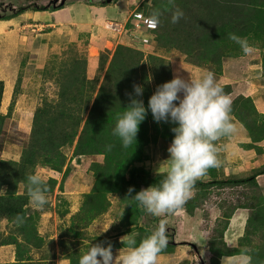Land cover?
<instances>
[{
	"label": "trees",
	"instance_id": "1",
	"mask_svg": "<svg viewBox=\"0 0 264 264\" xmlns=\"http://www.w3.org/2000/svg\"><path fill=\"white\" fill-rule=\"evenodd\" d=\"M57 1L0 0V20H9L27 10L53 12L62 8L63 4ZM100 3L105 5L107 0ZM141 7L148 8V16L155 9L161 11V23L152 33L160 55L156 51L144 58L143 53L133 47L129 34L125 33L127 43L118 44L111 55L107 50L99 53L93 78L87 77L86 58L76 51L75 44L68 45L62 55H54L51 66L46 65L42 69L44 76L57 88L55 98L43 99L34 108L30 132L19 159H0V188L7 192V196L0 197V223L5 220L11 228L6 234L0 231V247H14V261L10 264H55L53 255L52 258H32L31 251L41 248L43 239L37 232L39 213L29 206L24 183L37 167L62 172L66 161L63 150L72 149V156L95 155L101 158L100 162L90 164L94 178L92 187L83 195L79 209L71 216L69 230L63 232L64 236L71 235L74 239L80 238V231L108 210V195L126 191L129 198L130 187L134 190L132 195H135L150 185H158L164 178L146 164L147 148L150 143L156 144L158 141L171 144L174 137L171 129L176 125L156 123L148 111L139 125L136 147L133 144L128 149L121 148L119 139L111 135V130L117 115L129 103L130 97L126 94L134 96V84L143 86V95L136 98L142 99L147 109L148 99L157 86L172 79L167 58L174 56L220 75L223 57L236 58L243 54L241 47L229 38L230 34H236L247 38L249 43H260L264 73V0H173L172 3L169 0H143L140 10ZM176 8L183 10L184 16L173 24L171 16ZM238 72L234 71L233 75L239 76ZM222 88L226 94L232 92L230 85ZM3 90L4 83L0 80V103ZM232 102V119L244 129L248 139L240 146L245 150H254L261 165L252 167L251 174L242 176H235L237 169L225 173L226 167L221 172L210 168L206 174L209 180L200 178L194 186L192 197L182 207L191 215L214 190L248 189L249 192L243 193L242 201L228 203L226 198L218 199L224 211L206 244L210 254L208 263L221 264L223 257H232L248 249L253 257L252 264H264V196L258 183V178L264 176V157H261V154L264 156V146L260 148L258 145L264 140V113L256 109L249 96L236 95ZM13 104L12 99L7 113L0 112V151L5 121L11 115ZM107 145H111L110 151L106 150ZM165 159L162 162L166 164ZM67 173L65 169L64 176ZM46 183L48 194H51L57 181L51 177ZM59 187H62V183ZM62 200L65 206L67 202ZM137 205L138 202L136 205L129 204L121 218L119 227L122 231L119 234L122 240L134 235L139 243L151 234L148 227H137L136 215L140 206ZM237 209L247 210V215L236 245L228 247L223 236ZM56 212L62 217L68 210L67 207H57ZM17 217H21L22 221ZM136 228L138 233H133L137 231ZM167 237L168 247L160 255L171 254L176 244H184L176 243L171 234H167ZM102 242L105 239L99 238L96 244ZM109 242L112 249L124 248L121 240ZM60 244L63 258L69 264H78L80 256L89 247L80 250L76 241H71L70 246H65L63 241ZM193 247L197 249L196 245ZM196 254L199 255V252ZM185 264L194 263L189 261ZM199 264H206L204 258H200Z\"/></svg>",
	"mask_w": 264,
	"mask_h": 264
},
{
	"label": "rangeland",
	"instance_id": "2",
	"mask_svg": "<svg viewBox=\"0 0 264 264\" xmlns=\"http://www.w3.org/2000/svg\"><path fill=\"white\" fill-rule=\"evenodd\" d=\"M93 1L97 3L102 0ZM21 2L22 1L19 3ZM24 13L9 20H0V80L4 83L0 112L6 114L12 99L14 102L11 115L7 118L4 125L2 138L3 147L0 151V159H19L30 132L34 108L39 105L43 99L55 98L57 92L54 82L48 80L44 76L42 69L46 65L51 66L50 61H52V57L54 55H62L63 51L68 49L67 45L71 44V41H65L64 45L60 44L63 38L59 37V39L53 40L50 44L48 52L43 59L32 60L28 50L25 48L26 44L25 46L23 44V41L28 39V36H31L32 33V28L27 26L33 23L30 18L32 14H30V12ZM82 14L88 15V10L86 13L82 12ZM117 27V25H111L113 30L111 31V28H108V30L119 35L120 26L119 28ZM117 35H112L113 37L108 36L106 39L113 40ZM114 42L112 44H114ZM112 44L107 42L106 47L108 48L105 49L109 50ZM249 44L252 46V51L250 53L243 52L241 55L242 58L228 59V57H223L225 61L222 67L225 71L229 68L239 70L238 73L240 75L234 76L235 82L232 80V74L228 75L226 72H224L223 75L216 74L215 77L219 84L228 83L232 85V92L229 95L231 99L239 94L249 95L256 109L264 113V73L261 68L262 47L260 43ZM101 46L102 44H100V47ZM81 54L84 55L87 61L86 53ZM87 54L90 56L97 54V52L95 48H89ZM95 68L96 66L94 68H89V72L86 68L88 78H93ZM183 74L189 76L184 71ZM235 124L237 127V132L235 134L221 138L215 142L217 156L221 161V166L216 169L218 172H221L222 169L226 167L225 173H227L228 170L237 169V171H234L238 172L235 176L249 175L252 173L251 168L259 167L261 161L254 150H245L240 146L242 143H247L248 139L244 129L238 123L235 122ZM217 142L218 145L216 144ZM258 145L262 148L264 146V140ZM169 146L170 144H166V142L158 141L156 144L150 143L147 148L148 159L146 164L152 168L154 173L160 174V176H165L169 167L168 160L166 164L162 162L166 160L165 158H169V153L167 151ZM220 147L222 148L220 149ZM63 151L66 156V161L62 172H55L48 168L41 167H37L35 170V173L39 172L42 174L46 181L51 177L55 178L57 181L53 192L48 194V203L43 209H35L29 203L32 211H37L39 213L37 219V232L43 239L42 247L38 250L31 251L32 258L36 260L39 258H52L54 256L55 264L68 263V260L62 263L63 259H60L63 254L60 241H63L65 246H70L71 241H76L79 244L78 248L82 250V248L88 246L90 239L94 241L96 237H102L107 242L114 241L115 239L118 241L119 238L121 240L123 238L119 234V231H122V228L120 229L119 227L121 218L124 217L125 210L129 204L136 205L134 199L129 200V198H127L126 191L110 194L108 195V210L80 231L81 238L74 239L71 235L64 236L63 232L69 230L68 227L71 225V216L79 209L83 195L92 187L94 178L90 171V164L93 161L100 162L101 158L95 155L72 156V149H65ZM261 157L264 156L261 154ZM65 169H67L68 172L66 176H64ZM222 175H225L224 172H222ZM209 178L208 175L201 177L204 181H208ZM60 183H62L61 188L59 187ZM258 183L261 193L264 196V176L258 178ZM18 192H21V188ZM246 192H249L246 188L238 190L233 189V191H230V189L220 191L214 190L206 200V204H204V202L200 207L196 208L191 215L186 212L184 207H181L167 215L153 216L146 213L141 206L137 205L139 206V213L136 215L137 227L146 226L152 232L159 223L163 221L166 226L167 234H171L176 243H184L179 245L176 244L171 254L159 255L157 264H185L189 261H193L194 264H199L200 258H204L205 263L209 264L210 254L208 253L206 244L209 240V236L213 234L212 231L214 226H216V223L220 220L221 213L224 211L222 202L218 199L220 198L222 200V198H226L228 203L229 201L231 203L236 200L242 201V197L245 195L243 193ZM62 198L67 202L65 206L61 202L63 201ZM227 205L228 204H226L225 207H227ZM57 207L61 209L67 207L68 212L60 217L56 212ZM246 215L247 210L245 209H237L234 211L223 236L228 247L236 245L237 237L244 227ZM114 221L116 222L113 223ZM9 226L7 221L3 220L0 223V231L4 234L10 232L11 228H9ZM94 228H98L99 230L94 231ZM136 230L137 231L133 233H138L137 228ZM102 231L104 232L100 234ZM89 235L94 236L89 238ZM111 236L112 238L110 239ZM114 236L116 237L113 238ZM194 245L197 246V249L193 247ZM197 250L199 255L196 254L198 253ZM120 255H122V253L117 252L114 257L117 256V260H119ZM12 260H14V247H0V264H10L13 262Z\"/></svg>",
	"mask_w": 264,
	"mask_h": 264
},
{
	"label": "clouds",
	"instance_id": "3",
	"mask_svg": "<svg viewBox=\"0 0 264 264\" xmlns=\"http://www.w3.org/2000/svg\"><path fill=\"white\" fill-rule=\"evenodd\" d=\"M74 1L77 0H58L57 3H62L63 7L67 2ZM115 1L117 0H107L105 5ZM172 2L173 0H169V3ZM97 3L101 4L100 1ZM140 11L138 8L130 14L128 24L108 22L109 25L106 24L105 28H111V25H117V28L120 26V34L128 33L133 47L142 52L145 58L147 53L141 51V48L155 41L152 33L161 23V11L155 9L149 16ZM183 16V10L176 8L172 13L171 23H178ZM133 34H137L136 39H133ZM229 38L238 44L243 52L252 51L247 38L236 34H230ZM143 39L146 41L143 42ZM143 91L142 85L134 84V96L126 94L130 97L129 103L123 107L124 111L117 115L111 135L119 139L122 149H128L133 144L136 147L139 125L145 120L148 111L151 112L154 122L176 125L171 129L174 137L167 149L169 167L164 178L158 185H150L135 195H132L134 190L131 187L128 189V197L138 202L146 213L153 216L167 215L181 208L192 197L196 182L206 175L210 168L221 166L215 142L237 132L232 119L233 102L217 83L215 73L210 69H205L201 76L195 79H185L175 74L170 81L157 86L148 99L147 109L143 100L136 98L141 97ZM106 150L110 151L111 145H107ZM24 190L33 208L43 209L48 203L49 189L45 177L39 172L27 176ZM5 196L6 190L0 188V197ZM17 219L22 221L21 217ZM98 230L94 228V231ZM93 236L89 235V238ZM99 238L102 237H96L94 241L90 239L88 250L80 256L78 264H157L159 255L168 247L167 230L163 221L139 243L134 235L121 239L124 248L112 249L111 243L107 241L96 244ZM117 252L122 253L119 260L117 256L114 257ZM62 256L60 259H63V263L67 259ZM252 259L250 251L244 249L235 256L223 257L221 264H252Z\"/></svg>",
	"mask_w": 264,
	"mask_h": 264
},
{
	"label": "crops",
	"instance_id": "4",
	"mask_svg": "<svg viewBox=\"0 0 264 264\" xmlns=\"http://www.w3.org/2000/svg\"><path fill=\"white\" fill-rule=\"evenodd\" d=\"M142 2L143 0H117L115 2H111L108 5H103L98 4L92 0H77L74 2H67L61 9L53 12H30V14H32V17L30 18L34 24L31 23L27 26H30L32 28L31 32L34 34L31 33V36H28V39L23 41V44L24 46L26 44L25 48L28 50L32 60L35 61L43 59L48 52L49 46L53 42V40L55 41L56 39H59V37H62L63 41L60 44L64 45L65 41H71V44H75L76 51L78 53H86L87 70L89 72V68H94L95 66L97 67L99 53L101 51L108 50L105 49L108 48L106 47L107 42L112 44L115 40L114 44H112L108 50L110 53L114 51L115 47L118 44L127 43L125 33L117 35L115 32H111L110 30L106 29V24L109 25L108 22H117L118 24L122 25L127 22L128 24L130 20V14L133 13V11H136L138 8L140 9V4ZM87 10L88 15H83L82 12L86 13ZM147 11V7H141L140 12H142L143 15H145ZM112 35H117V37H114L113 40L106 39L108 38V36ZM100 44H102L101 47ZM80 47L82 50L80 49ZM89 48H95L97 54L89 56V54H87ZM157 49L158 48L156 47V43L155 41H153L152 43H150V45L143 46L141 48V51L147 53V55L155 54L157 51L160 55L161 51ZM236 58H242V56ZM228 59L233 58L228 57ZM168 61L172 78L175 74H179L185 79H188L189 76H191L190 78L195 79L201 76L202 72L205 70L202 67L188 64L180 58L174 56H170L168 58ZM224 61L225 60L223 58V62ZM183 71L186 72L189 76L184 75ZM234 71L238 70H236L235 68H229L225 71L222 67V73L220 75H223L224 72L228 73V75L232 74V80L233 82H235L233 75ZM220 85L232 86L228 83ZM230 94L231 93H229L228 95Z\"/></svg>",
	"mask_w": 264,
	"mask_h": 264
},
{
	"label": "built area",
	"instance_id": "5",
	"mask_svg": "<svg viewBox=\"0 0 264 264\" xmlns=\"http://www.w3.org/2000/svg\"><path fill=\"white\" fill-rule=\"evenodd\" d=\"M137 38V34H133V39H136ZM146 40L143 39V42H145Z\"/></svg>",
	"mask_w": 264,
	"mask_h": 264
}]
</instances>
